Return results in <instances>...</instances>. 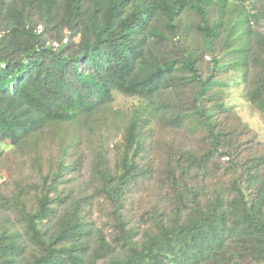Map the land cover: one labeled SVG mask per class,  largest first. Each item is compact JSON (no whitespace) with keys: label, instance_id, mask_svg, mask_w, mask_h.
<instances>
[{"label":"trees","instance_id":"16d2710c","mask_svg":"<svg viewBox=\"0 0 264 264\" xmlns=\"http://www.w3.org/2000/svg\"><path fill=\"white\" fill-rule=\"evenodd\" d=\"M242 99L264 0H0V264H264Z\"/></svg>","mask_w":264,"mask_h":264},{"label":"rangeland","instance_id":"374dc122","mask_svg":"<svg viewBox=\"0 0 264 264\" xmlns=\"http://www.w3.org/2000/svg\"><path fill=\"white\" fill-rule=\"evenodd\" d=\"M205 72L206 73L210 72V70L207 71V67H205ZM240 90L241 88L232 86V89L229 91L230 96L228 99L236 100V98L239 97V95L241 96V94H239ZM114 104L115 106L120 107L122 109H127L135 105V101L133 102V100L124 99L122 96L118 95L116 96V100ZM235 110L237 111V114L240 115V117L243 119V121H246V123L249 124V127L251 128L250 131L253 132V134H256V138L261 142H263L264 144V116L258 113L257 111L255 113L253 109L247 106V104L244 102L243 99L237 102ZM3 149H4V151L2 152L3 154L7 156L10 155L9 157L10 166L13 167L15 171L16 170L20 171L21 169L19 168V164H23V160L20 159L17 154L12 153L9 147H3ZM7 179H9V169L3 168L0 182L3 183Z\"/></svg>","mask_w":264,"mask_h":264}]
</instances>
